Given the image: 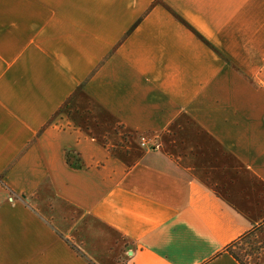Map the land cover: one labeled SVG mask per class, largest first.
Masks as SVG:
<instances>
[{
  "label": "crops",
  "instance_id": "obj_1",
  "mask_svg": "<svg viewBox=\"0 0 264 264\" xmlns=\"http://www.w3.org/2000/svg\"><path fill=\"white\" fill-rule=\"evenodd\" d=\"M263 224L264 0H0V264H240Z\"/></svg>",
  "mask_w": 264,
  "mask_h": 264
},
{
  "label": "rangeland",
  "instance_id": "obj_2",
  "mask_svg": "<svg viewBox=\"0 0 264 264\" xmlns=\"http://www.w3.org/2000/svg\"><path fill=\"white\" fill-rule=\"evenodd\" d=\"M145 141L147 145L151 143L148 139ZM140 142L142 144V138H140ZM234 251L245 264H264V225L241 242Z\"/></svg>",
  "mask_w": 264,
  "mask_h": 264
},
{
  "label": "trees",
  "instance_id": "obj_3",
  "mask_svg": "<svg viewBox=\"0 0 264 264\" xmlns=\"http://www.w3.org/2000/svg\"><path fill=\"white\" fill-rule=\"evenodd\" d=\"M263 225H264V224H263ZM261 227H262V225L256 227V228L253 229L252 231H249L248 233H246L245 235H243L241 238H239L237 241H235L234 243H232V244L230 245V247L227 249V251H228V252H229V253H230V254H231V255H232L237 261H239L240 264H245V263H243V261L240 260V258L236 255L234 249H235L236 247H238V245H240L241 242H243L245 239L249 238V236H250L255 230H257V229H259V228H261Z\"/></svg>",
  "mask_w": 264,
  "mask_h": 264
},
{
  "label": "built area",
  "instance_id": "obj_4",
  "mask_svg": "<svg viewBox=\"0 0 264 264\" xmlns=\"http://www.w3.org/2000/svg\"><path fill=\"white\" fill-rule=\"evenodd\" d=\"M142 139H143L142 145L143 146H146L147 145V142L145 141V138H142Z\"/></svg>",
  "mask_w": 264,
  "mask_h": 264
}]
</instances>
